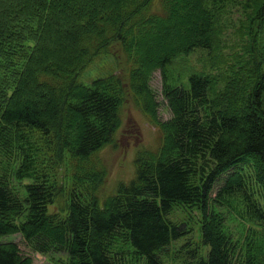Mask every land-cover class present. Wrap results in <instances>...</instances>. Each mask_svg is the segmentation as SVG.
Listing matches in <instances>:
<instances>
[{"label": "trees", "instance_id": "1", "mask_svg": "<svg viewBox=\"0 0 264 264\" xmlns=\"http://www.w3.org/2000/svg\"><path fill=\"white\" fill-rule=\"evenodd\" d=\"M239 4L247 17L226 54L223 19ZM199 49L217 55L216 71L177 67ZM105 63L127 73L93 78ZM129 98L161 145L138 150L134 177L102 203L107 170L94 158ZM47 149L67 157L59 212ZM180 207L200 213L208 252L190 247L193 264H264V0H0V264H35L5 241L14 235L60 264H166L190 234L170 220Z\"/></svg>", "mask_w": 264, "mask_h": 264}, {"label": "rangeland", "instance_id": "2", "mask_svg": "<svg viewBox=\"0 0 264 264\" xmlns=\"http://www.w3.org/2000/svg\"><path fill=\"white\" fill-rule=\"evenodd\" d=\"M246 9L241 4L236 5L232 10L228 11L226 17L223 19V23H227L229 28L225 31L224 42L225 46L223 51L230 53L235 49V44H238V39L234 36V27H239V23L246 20ZM240 46L236 47L234 54L244 57L246 42L242 41L240 35ZM247 42L249 41L246 37ZM33 45V44H32ZM226 53V54H227ZM186 59V60H185ZM184 60H180L177 63V67L180 66L182 70H193L195 72L209 71L213 72L212 65L217 64V55L204 50H196L185 57ZM228 63V61H226ZM112 72L113 74L127 73L125 65L119 67V65L105 63V67L99 68L92 72L93 78L100 77L106 72ZM151 86L156 94L157 101L159 102V118L163 121H168L172 118V113L168 107L167 101L162 94V78L159 72H156L151 81ZM122 125L118 129V133L114 137L113 143L106 146L102 151L96 154L94 162L104 166L107 170V176L103 186L100 187L98 192L99 199L103 203L105 198L115 193L117 186L120 182L130 181L135 174L134 160L138 150L148 149L156 150L161 145V132L158 127L151 123L150 118L139 108L136 102L129 98L121 110ZM57 152L47 149L44 153L45 164H41V168L48 171L51 178L57 181V191L55 201L50 205V211L59 212L62 206L68 203V197L70 193L69 182L67 179V170L65 164H67V157H63L61 163L55 158ZM40 159V160H41ZM51 160L53 164L50 166ZM41 162V163H42ZM27 181L26 183H28ZM64 215V213H62ZM200 213L196 210L188 211L185 208H177L170 216V220L174 223L181 225H189L190 234L173 243L170 248L169 255L165 258L166 264H193L191 255L187 253L190 247H201L198 251L200 255L206 256L208 249L202 246L201 242V223L199 220ZM5 241H12L19 245L22 254L24 256H30L33 258L35 264H60L67 258L64 255H51L46 256L34 252L24 241L21 235H14L5 239Z\"/></svg>", "mask_w": 264, "mask_h": 264}]
</instances>
